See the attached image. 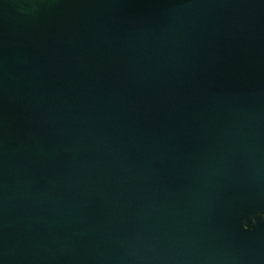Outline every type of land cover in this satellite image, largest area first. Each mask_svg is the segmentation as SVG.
<instances>
[{
    "label": "water",
    "instance_id": "obj_1",
    "mask_svg": "<svg viewBox=\"0 0 264 264\" xmlns=\"http://www.w3.org/2000/svg\"><path fill=\"white\" fill-rule=\"evenodd\" d=\"M0 264H264V0H0Z\"/></svg>",
    "mask_w": 264,
    "mask_h": 264
}]
</instances>
